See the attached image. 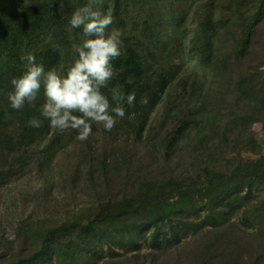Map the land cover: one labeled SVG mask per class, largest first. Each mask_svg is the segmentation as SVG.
<instances>
[{
    "label": "trees",
    "instance_id": "1",
    "mask_svg": "<svg viewBox=\"0 0 264 264\" xmlns=\"http://www.w3.org/2000/svg\"><path fill=\"white\" fill-rule=\"evenodd\" d=\"M141 1L105 0L104 10H107L109 4L113 6V17L114 19L116 17L114 27L121 28L124 23L126 24L124 15L130 13V6ZM222 1L216 4L214 0H209L206 5L204 4L202 21L197 27L199 30L189 40L192 48L199 49V56L201 52L204 61L211 62L212 65L214 63V67L219 63V60L215 59L216 55L213 54L216 52L215 42L221 37L220 32L233 31L225 17L228 12L230 15L238 12L242 19L245 7L249 11L254 10L249 12L248 27L244 26L245 22L239 21L242 29L239 33H243V39L239 35L237 41L231 42L230 47H227L231 48L232 54L236 55L238 41L243 40L240 57L246 56L251 43L250 32L264 18V0ZM85 3L86 0H0V158H12L18 162L27 151L43 142H46L43 148L46 155L64 147L60 145V142L65 135L51 129L48 121L44 120L40 128H33L28 124L32 117L43 120L40 117V107L44 101L43 90L34 105L26 104L20 110L10 106L8 94L13 90L11 80L21 76L26 70V60H22L21 57L27 53L34 54L36 62L42 63L45 70L61 64L66 68L73 62L76 57L73 46L81 44L84 37L82 29L69 30L70 17ZM225 11L227 12L224 13ZM121 13L124 18L120 17ZM154 25H158V20L153 23L150 15L146 18L142 34L136 41L123 36L121 55L113 60L117 75L111 81L110 87H119L125 96L130 93H135L136 96L133 106L125 103L126 114L124 118L119 119V123L137 141L144 140L151 114L163 101L170 83L176 78L175 66L164 65L156 52L158 48L154 50V46L158 47L160 41L170 38L172 34L161 33L160 37H151ZM169 25L170 23H166V29ZM247 31L249 36L245 34ZM223 37L228 38V34ZM143 42L144 46L140 49L138 46ZM163 43L169 45L167 40ZM226 43L224 41V46ZM235 57H239V54ZM157 66H159L158 69L155 68ZM206 73H209V77L205 79L203 86L209 90L212 86L209 80L211 75L210 72L206 71ZM194 76L202 81L201 77L204 78V73L200 75L196 69ZM130 78L131 82H129ZM261 78L256 73L246 72L240 74L235 83V90L239 92L240 98L248 102L246 107L248 111L234 114L228 124L232 128L230 133L234 143L245 151L255 152L257 147L256 138L252 135L245 136L243 126L251 122L252 110L257 107L264 108V87H261L260 83L263 81ZM203 93H205L203 101L207 103L206 96L209 91L203 89ZM144 97L148 98L147 104L141 103ZM168 101L169 104L163 111V117L167 116V120L174 112L170 104L172 100ZM201 104L204 109L203 103ZM129 116L133 119L130 120ZM262 118L264 125V115ZM199 127L201 130L197 131L189 149L182 150L180 146ZM214 129V124L205 118L204 112L180 119L179 124L172 129L163 143L167 159L160 163L157 171H164L156 176L144 173L141 178L135 177L137 184L134 185L135 189L132 192L122 197H111L102 203L101 212L97 217L98 224L90 220L82 225L78 232V240L80 239L88 247L91 246L93 251H96V245L99 242L121 249H140L143 236L144 241L147 240L151 248L159 249L165 241L175 239L177 243L181 238L179 232L184 229L186 232L195 234L209 225L223 226L225 215L246 206L248 195L253 188L264 184V154L253 159L241 157L238 164L224 170L214 165L213 162H216V159H208L214 151L221 149V146L216 145ZM228 133L225 130V135ZM219 144L222 143L219 142ZM181 150L185 151L189 158L188 165L183 167L174 162ZM88 158L89 154H86L82 158V163L87 161L86 164H89ZM128 158L132 160L131 156ZM52 159L53 157L50 162ZM122 160L124 161L122 165H119L116 160L117 164L113 167L103 162L97 164L96 168L91 167V177L103 178V182L96 185L102 183L108 186L106 181L114 182L115 179L122 181L124 179L122 169L126 167L131 170L132 167V162L125 156ZM177 162L180 161L177 160ZM175 164L178 165L177 170ZM167 173L168 176H166ZM127 178L130 179L131 176ZM201 201L202 204H200ZM205 204L208 214L200 221L191 219L192 216L199 215ZM255 209L261 215L259 217H264V199L256 202ZM185 212H188L187 216L181 217V213ZM177 217L183 220L175 225L174 221ZM149 229L151 234L146 237L145 232ZM63 237L59 228L46 231L35 253L25 256L23 260L22 257L17 262L13 261L12 264H75L74 261L77 260L75 259V242Z\"/></svg>",
    "mask_w": 264,
    "mask_h": 264
},
{
    "label": "rangeland",
    "instance_id": "2",
    "mask_svg": "<svg viewBox=\"0 0 264 264\" xmlns=\"http://www.w3.org/2000/svg\"><path fill=\"white\" fill-rule=\"evenodd\" d=\"M208 1L142 0L130 6V13L124 15L125 18L120 14L126 24L119 29L131 41H136L141 36L143 25L150 15L153 23L158 20L151 37H160L161 33L172 34L170 38L163 40H167L169 45L156 41L158 47L154 46V50L158 48L156 52L164 65L175 66L176 78L170 83L163 101L151 114L143 141L135 140L118 120L111 131H106L102 125L93 124L92 134L86 141L76 139L78 133L74 130L65 131V138L60 142L64 147L53 150L50 155L43 152L46 145L43 142L27 151L18 162L12 158H0V264H12L13 261L17 262L22 257L23 260L25 256L35 253L41 245L43 234L52 228H59L64 239L70 238L75 242V264H264V217H259L260 214L255 209L256 202L264 199V184L253 188L246 206L225 215L223 226L209 225L195 234L184 229L179 232L181 238L177 243L175 239H171L165 241L159 249L151 248L143 236L140 249H121L99 242L96 251H93L91 246L78 240L82 225L90 220L98 224L97 217L102 203L111 197H122L132 192L137 184L135 177L141 178L144 173L156 176L164 171H157L160 163L167 159L163 143L182 118L204 112L205 118L214 124L215 142L221 149L214 151L215 155L208 159H216L214 165L224 170L238 164L241 157L253 159L264 154V108L252 110L251 122L243 126L245 136L252 135L256 138L255 152L240 149L234 143L230 133L232 128L228 124L234 114L248 111V102L241 99L239 92L235 90L238 76L246 72L256 73L262 77L260 84L264 87V18L250 32L251 43L246 56L240 57L243 40H239L235 51L239 57H235L231 48L227 47H230L231 42H236L239 35L242 38L239 21L245 22L244 26L248 27L249 12L254 10L249 11L245 7L242 19L239 17L240 13L230 15L228 12L225 17L233 31L220 32L218 29L221 37L215 42L216 52L213 55H216L215 59L219 63L214 67V63L212 65L211 62H205L201 52L199 56V49L192 48L189 42L191 36L199 30L197 27L202 21V7ZM214 1L216 4L223 2ZM166 23H170L167 29ZM247 33L248 31L245 34ZM227 34L231 41L223 37ZM224 41L227 42L225 46ZM143 46L144 42L138 47L141 49ZM155 68L158 69L159 66ZM196 69L200 75L204 73L202 81L194 76ZM206 71L211 75L209 80L212 86L209 90L203 86L205 79L209 77ZM203 89L209 91L207 103L203 101ZM168 100H172L170 104L174 112L167 120V116L163 117V111L169 104ZM210 127L211 125L208 129ZM199 130L200 127L194 130L190 138L180 146L182 150L189 149ZM225 130L229 132L228 135H225ZM182 150L177 158L180 162L174 161L180 167L188 165L189 161L187 153ZM83 153L89 154V164H86L87 161L82 163V158L86 156ZM124 156L132 162L131 170L126 167L122 169L124 179L106 181L108 186L102 183L96 185L103 182V178L91 177V167L96 168L100 162L113 167L117 164L116 160L122 165ZM202 203L201 201L200 204ZM203 208L199 215H194L191 219H203L208 214L206 204ZM187 214L188 212L181 213V217L184 218ZM181 220L183 219L177 217L174 224L178 225ZM150 234V229L145 232L146 237Z\"/></svg>",
    "mask_w": 264,
    "mask_h": 264
},
{
    "label": "clouds",
    "instance_id": "3",
    "mask_svg": "<svg viewBox=\"0 0 264 264\" xmlns=\"http://www.w3.org/2000/svg\"><path fill=\"white\" fill-rule=\"evenodd\" d=\"M104 5L105 0H86L71 15L69 30L82 29L84 39L73 46L76 57L66 68L61 64L45 70L34 54L21 57L26 60V70L11 80L13 90L8 100L13 109L20 110L26 104L34 105L43 90V120L30 118V127L40 128L46 120L51 129L60 133L74 130L78 133L76 139L86 141L93 124L111 131L125 117V103L134 105L135 93L125 96L119 87H110L117 75L113 60L121 55L124 33L111 27L112 7L109 4L104 10ZM141 103L147 104L148 98H142Z\"/></svg>",
    "mask_w": 264,
    "mask_h": 264
}]
</instances>
